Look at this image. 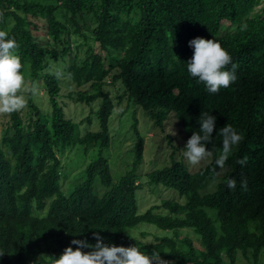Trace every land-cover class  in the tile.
<instances>
[{"label":"trees","instance_id":"obj_1","mask_svg":"<svg viewBox=\"0 0 264 264\" xmlns=\"http://www.w3.org/2000/svg\"><path fill=\"white\" fill-rule=\"evenodd\" d=\"M262 1L0 0V30L15 38L21 71L44 86L51 105L46 115L30 97L24 117L10 114L11 134L0 133V264H51L66 246L76 247L70 244L74 238L94 245L93 231L105 244L135 245L149 255L158 252L169 264H237L238 250L244 254L247 249L253 264H264L258 262L264 252V4L256 11ZM89 17L94 20L92 36L112 61L108 67L92 49L82 59L70 53L69 23L76 30L89 28ZM37 30L53 44H43ZM197 36L220 43L238 66L237 80L216 94L187 71L192 56L188 41ZM64 58L69 60L63 65L65 77L71 73L69 83H89V89L76 91L75 99L89 105L100 99L93 112L97 130L81 135L58 101L62 81L46 69ZM112 69H117L112 81L123 88L118 98L132 101L160 127L171 113L182 129L183 143L200 131L202 113L216 117L208 145L215 148L213 162L192 172L185 161L172 159L146 173L150 184L174 190L182 201L162 199L161 205L138 213L143 138L137 130L131 167L113 181L102 155L109 145L114 107L102 86ZM91 119L88 115L80 123ZM225 124L244 139L228 157L230 171L214 180V159L222 147L219 129ZM76 144H98L99 152L82 180L64 192L58 154ZM243 157L247 162L241 166L236 161ZM96 174L106 188L100 196L92 189ZM229 177L235 178V189L227 187ZM242 180L246 187H241ZM211 182L214 189L205 191ZM158 208L166 212H154ZM140 222L162 230L191 228L201 248L197 251L191 238L176 231L150 242L134 240L129 229Z\"/></svg>","mask_w":264,"mask_h":264},{"label":"rangeland","instance_id":"obj_2","mask_svg":"<svg viewBox=\"0 0 264 264\" xmlns=\"http://www.w3.org/2000/svg\"><path fill=\"white\" fill-rule=\"evenodd\" d=\"M264 1L256 7V11L261 10ZM90 16V15H88ZM89 23L88 27L76 30L74 26L69 23L70 31L68 36V43L70 46V53L76 54L78 59H82L86 49H92L101 55L106 67L112 62L105 50L100 48L99 43L92 39L91 32L93 31V18L87 19ZM83 27V25L81 26ZM84 32V34H79ZM43 32L37 30L35 35L42 38ZM40 38V39H41ZM43 44L52 45L53 42L49 38H42ZM68 59H63L60 62H51L50 66L46 70H51L53 74L57 70H62L65 74L63 65H67ZM25 74L26 81H32L30 74L27 70L23 72ZM117 73V69L110 70L109 75L105 78V83L102 89L107 91L113 100V111L109 118V145L102 149V155L106 157L109 163V168L113 181L119 179L121 175L130 169L132 161L134 159V145L137 141V131L143 138V160L139 165L140 173V186L137 190V204L138 212L142 213L152 205H161L162 199L173 198L180 200L174 190L166 188L162 185L150 184L147 180L146 173L153 169L162 168L170 163L172 159L185 161L182 156L183 147V133L181 127L178 125L177 120L171 115L163 121V127L159 128L154 120H151L149 116L139 106L126 98L119 99L123 88L119 81H112V76ZM37 82V80H34ZM62 81L59 91L58 101L63 106L64 113L67 117L73 119L79 125V132L82 135L86 130H97V123L93 112L98 108L99 99L94 101L91 105L84 102L77 101L75 99V93L77 90L89 89V83L82 86H76L74 83H69L67 77L60 79ZM40 94L32 97L33 102L41 109V111L50 115L51 105L49 103V97L46 89L41 83ZM28 113L27 107L20 111V115L24 117ZM91 115V123H80V120L86 116ZM175 121V122H174ZM174 122V123H173ZM10 115H0V133L8 132L11 134L9 128ZM173 127L178 135L173 136L170 134V129ZM137 130V131H136ZM99 152L98 144H90L86 147L81 144H76L67 148L62 153L58 154V158L62 165V171L65 176L62 177L61 189L64 192L70 191L78 182L84 177V171L88 163L96 158ZM186 163V162H185ZM206 164H201L198 168H191L187 165L188 169L192 172L203 168ZM215 187V182H211L205 191H212ZM93 192L96 195H102L106 188L101 184L98 174L94 176L92 184ZM204 190V189H203ZM213 215L212 210H208ZM154 212L165 213L162 208L154 209ZM218 225V224H217ZM130 233L135 236H140L138 239L141 242H150L155 236L169 235L174 236V232L178 235H186L192 239L195 248H201L199 236L191 228H178L175 230H162L153 224L140 222L135 227L129 229ZM264 251V249L262 250ZM224 262L227 260L224 258ZM259 263H264V252L259 257ZM253 264L251 251L249 249L243 254V251L237 252V264Z\"/></svg>","mask_w":264,"mask_h":264},{"label":"clouds","instance_id":"obj_3","mask_svg":"<svg viewBox=\"0 0 264 264\" xmlns=\"http://www.w3.org/2000/svg\"><path fill=\"white\" fill-rule=\"evenodd\" d=\"M89 31L92 30L89 29ZM80 34L82 35L84 32H80ZM92 39L97 43L93 36ZM188 45L192 48V56L186 63L187 71L191 77L202 82L210 94L218 93L221 88L230 87L237 80L236 69L238 66L232 62L231 55L220 43L213 39L197 36L189 40ZM18 48L19 44L15 38L10 37L8 31L0 30V115L20 112L27 107L28 99L39 95L41 91L38 82L26 81L25 74L21 71L23 65L17 54ZM229 65H231V69L225 70ZM55 75L57 79L65 78L62 70H57ZM70 77L71 73H68L67 78ZM169 115L171 113H168ZM158 127L162 128L163 122L162 126ZM199 129V132H192L182 147L185 164L193 169L200 167L202 163L213 162L215 148L209 149L208 145L212 143V136L216 131V117L207 112L202 113L199 118ZM170 134L178 135L173 127L170 129ZM219 136L222 138V147L219 155H215L214 159L218 169L213 170L214 180L230 171L226 167L228 157L233 148L244 139L243 134L231 124L221 127ZM246 162L247 157L236 161L241 166ZM226 185L229 189H235V178H227ZM241 187H246L245 180L241 181ZM92 236L96 241L94 245L90 244L86 238L72 239L70 244L76 247L66 246L58 257L51 260V264H169V261L158 252L149 255L135 245L125 247L105 244L103 237L96 231H93ZM132 239L138 240L141 237L137 235ZM85 248L91 250L82 251ZM0 256H3V253H0Z\"/></svg>","mask_w":264,"mask_h":264}]
</instances>
